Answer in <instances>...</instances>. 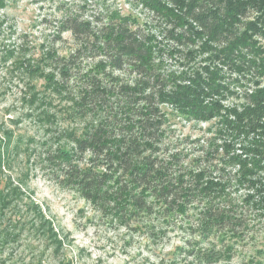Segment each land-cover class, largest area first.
<instances>
[{
    "label": "trees",
    "instance_id": "trees-1",
    "mask_svg": "<svg viewBox=\"0 0 264 264\" xmlns=\"http://www.w3.org/2000/svg\"><path fill=\"white\" fill-rule=\"evenodd\" d=\"M16 1L0 0V10ZM136 2L146 20L99 0L58 6L49 40L63 43L68 33L74 45L65 55L51 46L40 74L70 100L71 116L91 122L69 134L70 149L44 160L126 223L197 206L203 233L241 236L249 230L232 193L245 191L264 220V0ZM166 108L215 124L189 159L166 145ZM11 135L0 131V264H73L52 220L6 173Z\"/></svg>",
    "mask_w": 264,
    "mask_h": 264
},
{
    "label": "rangeland",
    "instance_id": "rangeland-1",
    "mask_svg": "<svg viewBox=\"0 0 264 264\" xmlns=\"http://www.w3.org/2000/svg\"><path fill=\"white\" fill-rule=\"evenodd\" d=\"M78 1L17 0L0 10V131L12 133V162L6 173L22 183L23 190L52 220L64 241V254L73 264H180L185 260L264 264V220L245 203V191L230 196L235 200L232 205L241 207L249 230L241 236L229 231L203 233L199 222L203 208L197 206L187 209L184 216L166 220L156 213L143 214L126 223L114 218L112 211L84 200L57 177L56 166L45 162V156L59 147L70 149L69 134L81 135L91 122L90 117L71 116L70 100L47 89L40 74L49 71L42 58L51 46L60 55L73 48L68 33L63 43L52 44L49 26L61 3ZM99 2L146 20L136 0ZM43 19L49 24H43ZM166 109L170 152L189 159L214 136L213 121L187 120ZM208 253H218L214 262L205 258Z\"/></svg>",
    "mask_w": 264,
    "mask_h": 264
}]
</instances>
